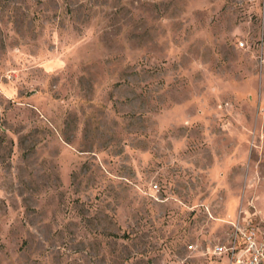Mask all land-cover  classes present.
Instances as JSON below:
<instances>
[{
  "label": "rangeland",
  "instance_id": "1",
  "mask_svg": "<svg viewBox=\"0 0 264 264\" xmlns=\"http://www.w3.org/2000/svg\"><path fill=\"white\" fill-rule=\"evenodd\" d=\"M241 230L264 0H0V264H229Z\"/></svg>",
  "mask_w": 264,
  "mask_h": 264
},
{
  "label": "built area",
  "instance_id": "2",
  "mask_svg": "<svg viewBox=\"0 0 264 264\" xmlns=\"http://www.w3.org/2000/svg\"><path fill=\"white\" fill-rule=\"evenodd\" d=\"M236 240L229 246H217L215 251L229 254V264H264V240L256 236L255 231L237 232ZM239 239L242 241L240 243ZM238 241V242H237Z\"/></svg>",
  "mask_w": 264,
  "mask_h": 264
}]
</instances>
